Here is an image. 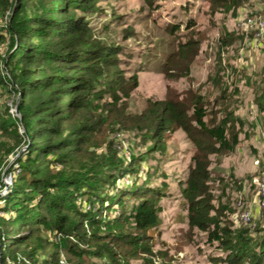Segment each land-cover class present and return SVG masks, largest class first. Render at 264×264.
Masks as SVG:
<instances>
[{
	"label": "trees",
	"instance_id": "1",
	"mask_svg": "<svg viewBox=\"0 0 264 264\" xmlns=\"http://www.w3.org/2000/svg\"><path fill=\"white\" fill-rule=\"evenodd\" d=\"M112 1L0 0V17L10 18L0 28V95L21 94L23 117L16 120L6 109L0 159L28 144L17 159L21 172L0 200V264H159L154 257L162 243L149 233L160 230L163 197L174 194L176 185L184 223L217 252L211 264H264V211L260 226L238 222L241 208L225 200V176L213 180L225 159L264 153V50H254L253 33L234 23L244 6L264 13V0H187L174 8L187 32L169 24L181 38L165 67L176 55L192 63L201 52V43L188 32L197 23L188 17L193 7L208 2L222 15L220 36L211 46L212 88L195 92L188 104L150 101L133 117L122 100L139 87L138 77L125 76L122 48L104 41L92 23L102 15L103 3L113 6ZM232 49L235 56L223 58ZM253 55L260 60L251 62ZM250 108L253 112L241 115ZM121 122L145 128L129 154L112 137ZM176 130L194 143L182 177L170 186L166 172L154 176L156 182L143 176L140 167L148 157H167V133ZM8 137L15 144H7ZM128 176L132 183L120 184ZM257 180L250 183L251 197ZM213 181L222 185L214 188ZM138 257L142 262L133 260Z\"/></svg>",
	"mask_w": 264,
	"mask_h": 264
},
{
	"label": "rangeland",
	"instance_id": "2",
	"mask_svg": "<svg viewBox=\"0 0 264 264\" xmlns=\"http://www.w3.org/2000/svg\"><path fill=\"white\" fill-rule=\"evenodd\" d=\"M186 1L116 0L112 1L114 2L113 6L103 3L102 15L93 17L92 23L102 30V39L104 38L103 40L109 43L116 41L115 45L122 48L119 58L123 61L122 67L125 76L127 78L138 77L139 87L131 92L129 98L122 100L130 117L140 114L150 101L174 100L177 102L184 101L188 104L195 92H205L212 88L208 81V77L215 67V59L212 58L214 48H211V46L220 36L219 28H222L223 22L222 15L214 13L208 2H203L200 6L201 9L193 7L188 16L197 20L195 26L188 32L192 30L194 33L192 38L198 39L201 43L200 54L195 57L192 63L186 62L182 59V56L176 55L165 67L174 53L179 51L177 41L179 42L178 39L181 38L174 35L169 29H172L173 25L169 24H178L181 28L179 33L187 32L185 24L176 20L179 17L174 14L178 12H173L174 8L177 9L180 5H185ZM112 8L115 11H111ZM252 8L254 7L244 6L234 20L235 26L242 31L244 29L239 25V19L251 15L248 10ZM188 17H186V20ZM213 20L217 22V26H214ZM8 21H10L9 17H0V28L5 26ZM246 45L247 42L244 41L240 44L239 49H246ZM205 50L209 52L208 57ZM228 56L229 58L235 56L233 49L229 54L228 52L223 53V58H228ZM250 58L251 62L260 60L257 55ZM238 62L235 61V64L238 65ZM226 63V61L223 62L224 65ZM230 82L232 83L233 80H230ZM19 95L21 97V94H18L14 95L12 99L3 98L0 95L1 136H3L2 122L6 119V109L10 107L11 112L16 110L17 99H20ZM249 111L253 112V109H246L241 112V115L244 116ZM12 116L16 120L19 119L16 111L14 114L12 113ZM112 124H114V120ZM18 130L21 135L25 133L24 125L21 122L18 123ZM113 130L112 137L116 138V146L128 154L129 151L131 152L136 148L138 137L145 132L143 125L134 128L131 123L126 122L117 124ZM167 135V157L163 159L161 154L155 153L148 157V161L141 165L140 169L141 174L151 178V180H154V176L161 175L162 172L168 173L169 176L165 180L172 186L173 180L182 177V173L192 155L187 151L193 150L194 143L182 130H176L167 133ZM8 143L15 144V140L8 137ZM27 148L28 144L23 142L11 151L13 153L9 154L5 161L0 159V200L7 196V185H10L12 189L14 178L21 172V167L17 162L19 158L16 157L17 154L22 155ZM0 153L4 154L1 150ZM253 157L245 156L244 152H239L225 159L222 167L213 172V180L218 176H225V183L228 186L227 199L225 200H230L232 206L236 203V206L241 208L239 202L242 201H244L245 207L253 204L254 197H251L250 183H254L264 170V153L262 158L258 156L253 159ZM146 171H149L148 175H145ZM130 183H132V178L128 176L122 179L120 184L127 185ZM220 185L222 183L219 181L212 182L214 188H218ZM239 186L242 188L241 191H238ZM175 188L176 192L174 194L163 197V224L160 230L150 231L149 233L154 238V243L159 240L162 243L154 257L155 263L211 264L210 260L217 252L201 243V233L189 231L181 212L183 197L177 194L178 185ZM215 193L220 195L221 191L216 190ZM97 206L95 205V207ZM89 207L90 205H88ZM107 212L105 211L104 216L107 215ZM119 212L120 209H117L116 213ZM0 213L3 215V212ZM253 223H255L254 226H260L261 217L259 214ZM140 258L142 257L133 260L142 262Z\"/></svg>",
	"mask_w": 264,
	"mask_h": 264
},
{
	"label": "built area",
	"instance_id": "3",
	"mask_svg": "<svg viewBox=\"0 0 264 264\" xmlns=\"http://www.w3.org/2000/svg\"><path fill=\"white\" fill-rule=\"evenodd\" d=\"M251 15L239 19V25L250 33H253L252 47L257 52L264 50V13ZM244 59V51H241L239 60ZM15 111L12 113L14 114ZM1 136V131H0ZM8 194V193H6ZM241 209L235 214V218L241 223H253L257 215L264 211V170L257 180V190L253 199V204L245 207L244 201L239 202ZM63 262H65L63 260Z\"/></svg>",
	"mask_w": 264,
	"mask_h": 264
},
{
	"label": "water",
	"instance_id": "4",
	"mask_svg": "<svg viewBox=\"0 0 264 264\" xmlns=\"http://www.w3.org/2000/svg\"><path fill=\"white\" fill-rule=\"evenodd\" d=\"M19 97H20V95H19ZM15 111H16V114L19 117V119L22 120L23 117H22V115L20 113V110H19V98L17 99V105H16V110ZM19 156H20V153H18L16 157H19ZM10 189H11L10 185H7V192H9Z\"/></svg>",
	"mask_w": 264,
	"mask_h": 264
}]
</instances>
